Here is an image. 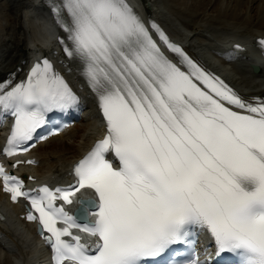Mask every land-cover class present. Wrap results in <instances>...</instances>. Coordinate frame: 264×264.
I'll list each match as a JSON object with an SVG mask.
<instances>
[{
    "label": "snow or ice",
    "instance_id": "6c2138e0",
    "mask_svg": "<svg viewBox=\"0 0 264 264\" xmlns=\"http://www.w3.org/2000/svg\"><path fill=\"white\" fill-rule=\"evenodd\" d=\"M51 10L107 121L69 189L29 193L0 166L4 191L38 213L28 219L48 234L54 264H202L194 250L175 260L195 229L218 253L264 264V101L246 102L169 43L187 70L172 63L126 0H59ZM78 101L46 59L25 81L0 83V124L15 117L5 154L28 151L48 113Z\"/></svg>",
    "mask_w": 264,
    "mask_h": 264
},
{
    "label": "bare ground",
    "instance_id": "6f19581e",
    "mask_svg": "<svg viewBox=\"0 0 264 264\" xmlns=\"http://www.w3.org/2000/svg\"><path fill=\"white\" fill-rule=\"evenodd\" d=\"M126 1L171 58L179 61L169 43L182 49L240 98L259 103V96H264V59L256 52V43L264 41V0H145L146 5L140 0ZM147 8L150 14L146 13ZM152 23L167 36V43L151 27ZM55 33L53 15L44 0H0V83L10 81L14 86L25 81L33 66L46 59L81 97L74 115L84 119L54 138L68 139L71 148L64 145L51 153L35 152L39 165L25 167L47 182L65 181L69 165L107 134L100 111L65 64ZM221 48L224 54L217 53ZM255 65L263 69L262 73L250 72ZM81 122L83 133L76 138ZM3 142L0 134V148ZM1 199L0 193V264H39L45 249L39 245L36 229L17 220L14 212L18 206L11 208Z\"/></svg>",
    "mask_w": 264,
    "mask_h": 264
},
{
    "label": "rangeland",
    "instance_id": "374dc122",
    "mask_svg": "<svg viewBox=\"0 0 264 264\" xmlns=\"http://www.w3.org/2000/svg\"><path fill=\"white\" fill-rule=\"evenodd\" d=\"M80 126L79 127L81 129H80V132L77 131L76 138H80L81 134L83 133V127L84 126L82 125V122H81ZM77 130H78V127H77ZM64 145H67L68 148H71V146L68 144V139H65L63 141H61L59 139H56V140L52 141L51 144L46 145L45 147H41V149L39 150V152L41 153V152H44L45 151V152H50L51 153L55 149H59L61 147H64ZM51 159H49L48 162L52 161Z\"/></svg>",
    "mask_w": 264,
    "mask_h": 264
}]
</instances>
